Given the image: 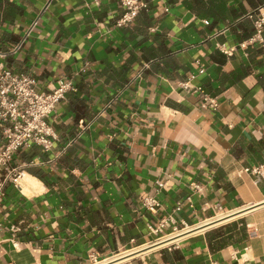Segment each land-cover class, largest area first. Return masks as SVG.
<instances>
[{"label": "crops", "instance_id": "0c3cea01", "mask_svg": "<svg viewBox=\"0 0 264 264\" xmlns=\"http://www.w3.org/2000/svg\"><path fill=\"white\" fill-rule=\"evenodd\" d=\"M141 1L134 22L118 27L119 0H0V51L26 38L0 61L42 90L62 76L75 82L50 117L53 148L14 156L27 172L0 203V264H88L92 252L142 250L155 238L148 222L172 215L166 233L206 225L216 205L239 215L223 247L210 246L221 223L119 264H264V179L246 170L264 164V50L239 47L264 0ZM193 75L217 109L180 86ZM81 119L92 124L78 136ZM156 190L159 212L139 210Z\"/></svg>", "mask_w": 264, "mask_h": 264}, {"label": "built area", "instance_id": "2783aa9c", "mask_svg": "<svg viewBox=\"0 0 264 264\" xmlns=\"http://www.w3.org/2000/svg\"><path fill=\"white\" fill-rule=\"evenodd\" d=\"M94 2L96 5H100L101 0H94ZM119 2L124 11L115 23L118 27L133 23L140 11L146 7V4L141 0H119ZM262 9L263 7H260L257 13L249 14V17L253 20L254 33L249 39L241 42L239 47L246 49L250 45L259 44L264 50V12ZM165 10L168 11L169 9L166 8ZM36 22L32 23L31 28L34 27ZM151 29L155 30V27ZM222 32L219 31L218 34ZM25 40V37L22 38L7 52L0 51V58L4 59L8 54L17 53L24 45ZM217 46L226 55H232L236 50L235 46L228 47L224 43H217ZM196 62L199 63V60ZM147 66L148 64L145 65V68ZM204 72V67L199 69V73ZM194 78L195 75L191 79L181 81L180 86L187 92L197 93L204 107L217 109L219 106L218 99L211 96L203 86L193 84L191 81ZM74 89V76H62L54 82L49 83L47 88L42 90L35 77L25 72L14 71L12 68L6 66L3 61H0V124L2 125L3 137V140L0 142V203L4 200L7 187L10 183L22 190L19 180L23 178L27 170L24 165H12L16 153L22 148H30L34 145L40 146L45 151L53 148L56 133L50 123V117L56 111L58 105L66 99L67 94ZM91 124L92 121L81 119L79 121L80 130L78 136H81L84 131L89 129ZM246 170L254 174L257 180L264 179V164L246 168ZM158 184L160 187L163 186V183L160 181H158ZM196 189L199 191L200 186L196 185ZM159 192L160 190H156L145 194L140 200L139 210L143 209L157 214L161 207L158 197ZM188 198L190 199V197ZM181 206V202H178L175 208L180 210ZM215 210L217 212L213 217L227 212L223 211L221 205H216ZM169 221L175 222L172 215L162 217L157 223H147L149 231L155 238L146 245H151L150 248L157 247L162 243L164 238L179 234L192 227L196 228V226H189L187 223H183L182 227L174 226L171 232L166 233L165 228ZM14 229H17V227ZM194 229L189 232H192ZM178 242L176 241L162 247L172 249L178 246ZM121 252L103 259H99L92 252L88 264H101ZM134 254H137V252Z\"/></svg>", "mask_w": 264, "mask_h": 264}, {"label": "bare ground", "instance_id": "6f19581e", "mask_svg": "<svg viewBox=\"0 0 264 264\" xmlns=\"http://www.w3.org/2000/svg\"><path fill=\"white\" fill-rule=\"evenodd\" d=\"M26 179H31V176L30 175H26ZM31 181V180H30ZM22 182V181H21ZM22 187H23V190H24V192H26V193H31V191H30V189L27 187V185L25 184V182H24V184H22ZM236 212H229V211H227V212H225V213H221V214H219L217 217H215L214 219H213V221L212 222H215V224H212L211 226H215V225H219V224H221V223H225V222H227V221H231V220H233L234 218H236V217H238L239 215H237V214H235ZM221 217V218H220ZM212 222H210V223H212ZM205 225V224H204ZM211 226H209V227H211ZM193 229V227L192 228H190V229H186V230H184V231H182L181 233H179V234H176V235H172V236H169V237H167V238H164L163 240H162V243L161 244H159V246H164V245H168V244H170V243H173V242H176V241H179V240H177L178 238H179V236H183V235H186V234H183V233H186V232H189V231H191ZM189 233H192V232H189ZM189 233H187V234H189ZM183 234V235H182ZM151 247V245H147L146 246V248H144V249H142V250H140V249H138V248H135V249H137V250H134V249H129V250H126V251H123V252H127V251H130V250H133V251H131V252H127V253H125V254H122V255H120L121 253H123V252H121V253H119V254H116L115 256H113V257H111V258H109L107 261H105V262H103V263H101V264H119V263H121V262H123L122 260H124V259H127V257H131V256H134V255H136V254H134V253H140V251H143V250H147V249H149ZM140 248H142V247H140ZM115 258H116V260H115ZM128 260V259H127ZM121 261V262H120Z\"/></svg>", "mask_w": 264, "mask_h": 264}, {"label": "trees", "instance_id": "16d2710c", "mask_svg": "<svg viewBox=\"0 0 264 264\" xmlns=\"http://www.w3.org/2000/svg\"><path fill=\"white\" fill-rule=\"evenodd\" d=\"M224 227L227 229L223 230V231H225L223 234L221 232L220 233L218 232L217 234H215L216 239L219 238V239H217V244L213 245L211 243V240H210V246L212 247V249L223 247L227 243L226 238H228V235L227 236H224V235H225V233L233 231V229L236 227V222H233L231 225L230 224L225 225ZM220 230H221V228H220ZM229 236H232V235L230 234Z\"/></svg>", "mask_w": 264, "mask_h": 264}, {"label": "water", "instance_id": "95a60500", "mask_svg": "<svg viewBox=\"0 0 264 264\" xmlns=\"http://www.w3.org/2000/svg\"><path fill=\"white\" fill-rule=\"evenodd\" d=\"M240 212H241L240 214L243 213V211H240ZM212 224H215V222H212V223H209V224H206V225H199V226H196V228H195L192 232H195V231H198V230L205 229V228L211 226ZM156 246H157V245H156Z\"/></svg>", "mask_w": 264, "mask_h": 264}, {"label": "rangeland", "instance_id": "374dc122", "mask_svg": "<svg viewBox=\"0 0 264 264\" xmlns=\"http://www.w3.org/2000/svg\"><path fill=\"white\" fill-rule=\"evenodd\" d=\"M233 221V220H232ZM228 223H231V221L230 222H227V223H224V224H222V225H220V226H223V225H226V224H228ZM219 227V226H218Z\"/></svg>", "mask_w": 264, "mask_h": 264}]
</instances>
